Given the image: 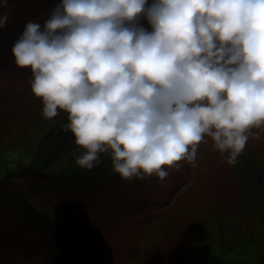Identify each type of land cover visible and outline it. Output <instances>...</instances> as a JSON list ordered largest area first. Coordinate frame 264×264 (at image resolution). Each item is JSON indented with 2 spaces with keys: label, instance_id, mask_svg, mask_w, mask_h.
I'll return each mask as SVG.
<instances>
[{
  "label": "clouds",
  "instance_id": "obj_1",
  "mask_svg": "<svg viewBox=\"0 0 264 264\" xmlns=\"http://www.w3.org/2000/svg\"><path fill=\"white\" fill-rule=\"evenodd\" d=\"M10 51L83 170L107 153L122 179L162 181L206 136L235 165L264 128V0H57Z\"/></svg>",
  "mask_w": 264,
  "mask_h": 264
},
{
  "label": "rangeland",
  "instance_id": "obj_2",
  "mask_svg": "<svg viewBox=\"0 0 264 264\" xmlns=\"http://www.w3.org/2000/svg\"><path fill=\"white\" fill-rule=\"evenodd\" d=\"M44 2L46 12L57 0ZM10 50L11 45H4L0 35V122L13 123L12 134L7 133V139L0 140L1 148H4L6 141L10 149L9 153L7 150L2 153L4 157L0 158V171L7 173L3 177L13 179L11 183L0 184V220L7 210L13 212L17 208L20 213L13 220L15 234L8 233L6 225L0 227V245L4 244L0 247V264H61L68 261L74 258L70 239L74 240L76 234L79 239L84 236L82 231H74V227L86 226V237L92 243L81 241L82 253L77 257L84 260L80 264H102L104 261L103 264H181V253L188 254L189 250L196 264L205 262L200 257L228 263L256 264V260L251 261L246 255L235 258L232 253L213 249L210 242L213 236L209 233L208 225L212 219L225 221L229 216L241 224L244 221L257 224L261 215L264 216V206L255 212L240 208L239 204L247 193L238 189L235 183V176H241L246 166L244 155L247 152L256 153L253 156L264 164V128L251 130L259 138L250 135L235 165L228 164L214 150L211 138L206 136L197 146L195 160L177 162L176 166L167 169L168 175L162 181L153 175L125 183L116 181L117 177L109 173L104 179L93 181L98 189L85 187L84 193L72 198L69 203L71 210L67 204L61 205L60 195L54 192L46 194L44 210L56 216L61 221L59 223L36 211L23 213V198L18 189L25 187L31 196V190L27 187L32 184L29 180L16 178L17 171L29 165L37 167L48 164L49 171L55 168L82 171L73 160L82 149L69 142L63 151L71 154L60 151V154H53L48 160L43 158L50 153V145L62 139L58 138V131L53 128L60 122L59 117L67 114L61 112L55 118H44L40 98L31 91L23 92L10 84L14 81L23 84L32 78L29 69L14 65ZM46 137L50 140H46ZM43 149L45 156H41ZM100 158L102 163L96 168L112 169L107 153L101 154ZM197 163L199 169L195 174ZM259 187L262 189L257 193L262 197L264 184ZM248 201L255 202L251 196ZM220 208L227 211L220 214ZM235 211H239L238 214ZM259 225H264V220H260ZM237 231L245 232L242 227ZM194 237L196 239L192 240ZM94 250L96 252L92 259L89 257L85 260L88 257L86 254ZM258 262L264 264V260Z\"/></svg>",
  "mask_w": 264,
  "mask_h": 264
},
{
  "label": "trees",
  "instance_id": "obj_3",
  "mask_svg": "<svg viewBox=\"0 0 264 264\" xmlns=\"http://www.w3.org/2000/svg\"><path fill=\"white\" fill-rule=\"evenodd\" d=\"M10 2L13 5V11L10 15L9 23L7 27L5 29H0V35L3 38L4 45L12 46L14 40L20 34L27 20L29 19L38 20L43 17V14L45 13V7H44L45 2L44 0H10ZM10 84L13 87H18V89L20 88L23 92L30 91V85L28 81L23 84H18L17 82L14 81L11 82ZM59 118H60V122L57 124V126L53 128V130L58 131L57 136L58 138H62V139H59V141L55 139L56 142H54V145L53 144L50 145V147L52 146L50 153L47 154L46 156L43 153L44 149L42 150L41 156H45L43 158L46 160H48V157H52L53 154L56 155L58 153L60 154V151L63 154H66L65 150L63 151L64 147L69 142H73L74 140V137L70 132L65 133L60 128L61 123H67V115L66 116L62 115ZM12 125L13 123L11 124L10 122H5V123L0 122V140H3L4 138L7 139V135H6L7 133L12 134L10 132L12 130ZM47 137L45 139L49 141L51 139V136L50 139ZM4 145H5L4 148L0 147L1 149L0 158L4 157L2 155L4 151L7 150L8 152L10 150L6 145V141L4 142ZM68 154H71V152L67 153L66 155ZM255 154L251 152H247V154L244 155L246 160V166L241 172V176L239 177L235 176V183L237 188L243 189L247 193V195H245V199L241 200V203L239 204L240 208L242 207L243 209L252 210L254 212L257 211L259 207L264 206V192L262 193L263 195L262 197H259L257 193V191H260L262 189L259 186L264 184V164H261L260 162H258V160H256V158L253 156ZM38 155L39 154H36V156ZM32 157L34 158L35 155ZM32 166L34 165L22 167L21 171L20 172L17 171V174L15 176L18 179H23L25 181L29 180L30 183L32 184L31 187H27L30 188L31 190L30 193L32 197L25 189V187L18 189L21 192L23 198L21 204L23 205V213L29 211H36L44 214L48 219L56 223H59L61 221L57 220L56 216H54L49 210H44V207H46V205H44L43 200L46 194L54 192L55 194L60 195L61 197L59 199L62 200L61 205L67 204V208L70 209L69 203L72 200V198L79 195L78 193H84L85 187H89V190L94 189V187L95 190L98 189V186L96 184L93 185L94 183L93 181L96 180L97 178L104 179L106 175L110 173L116 176L117 177L116 181L119 182L129 183V181L135 179V178L131 180L122 179L119 175L118 176L115 175V173L112 171L110 167H105V168L95 167L91 170L70 172L59 168H55L54 170L49 171L47 170V168H49L48 167L49 164L40 165L37 167L34 166V168ZM197 169H199L198 163L195 166V174H197L196 172ZM5 174H7L5 173V171H0V184L7 182L11 183L10 180H13L10 178V176L6 178L3 177ZM88 175H90V177ZM136 180H140V179H136ZM125 189H126V185H125ZM250 196L254 198L255 202L250 203L248 201L250 200ZM226 211L227 209L220 208V211L218 213L221 214ZM238 212L239 211H235V214H238ZM19 215L20 213H18L17 208L14 209L13 212L11 209L7 210V212L2 214L0 220V227H4L6 225L8 227V233L13 232V234H15L16 228L13 225V220L14 217H17ZM260 220L261 221L264 220L263 215H261ZM260 220L258 219L257 224H252L250 222L244 221L242 225L237 220L233 221L232 216H229V218L225 219V221L212 219L208 225L209 233L211 236H213V238H211L212 240L210 241L212 244V248L215 250H223L224 252L227 251L229 253H232L235 256V258L244 257V255H246L247 257L251 258V261L256 260V264H258L259 263L258 260L260 261L264 260V225H259ZM240 227H242L243 231L245 232L237 231V228ZM87 228L88 226L74 227V231L75 229L82 231V233H84V236L82 237L80 236L79 239L78 238L79 235L75 233L76 238L74 240L70 239L71 251H73L74 258L65 261L61 264H67L68 262H70V264H80L81 260H84V258L77 257V255L82 253L80 251L81 241H84V243L86 244L92 243V240L89 239V237H86L87 230L85 229ZM194 239H196V237L192 238V240ZM3 246L4 244L0 245V247ZM87 248L88 247L85 248L84 253H86ZM95 252L96 250H94L93 253L91 254H86L88 255V257L85 258V260H88L90 258L92 259L93 254ZM181 254H182L180 257L181 264H196L194 263V257L190 250L188 254L186 252L185 254L184 253ZM209 258L210 257L208 258L200 257V259L205 261L203 262V264H247V262L228 263L224 260L219 261V259L216 260ZM7 261L10 262L9 260Z\"/></svg>",
  "mask_w": 264,
  "mask_h": 264
}]
</instances>
